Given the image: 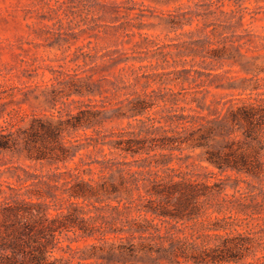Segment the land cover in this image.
<instances>
[{
	"label": "trees",
	"instance_id": "obj_1",
	"mask_svg": "<svg viewBox=\"0 0 264 264\" xmlns=\"http://www.w3.org/2000/svg\"><path fill=\"white\" fill-rule=\"evenodd\" d=\"M251 98L218 101L207 107L209 116L173 115L165 129L101 135L104 114L91 104L76 114L32 113L26 125L23 118L0 127V154L26 151L49 165H68L81 154L74 170L35 173L13 166L20 185L0 182V264H62L53 253L59 236L70 232L102 241L101 253L93 245L89 256L109 263L260 264L264 226L250 222L264 221V196L229 198L224 177L170 165L175 151L191 144L205 149L204 159L219 173L238 175L231 185L237 192L241 182L254 186L247 179L263 183L264 98ZM147 107L136 101L134 116ZM87 129L96 136L71 140ZM93 151L101 156L84 160Z\"/></svg>",
	"mask_w": 264,
	"mask_h": 264
},
{
	"label": "rangeland",
	"instance_id": "obj_2",
	"mask_svg": "<svg viewBox=\"0 0 264 264\" xmlns=\"http://www.w3.org/2000/svg\"><path fill=\"white\" fill-rule=\"evenodd\" d=\"M253 85L260 88L251 91ZM238 97L264 98V0H0V127L23 118L26 125L32 113L76 114L91 104L104 114L101 135L165 129L173 115L209 116L208 106ZM138 100L148 107L134 116ZM84 134L96 136L80 130L71 140ZM204 150L184 145L170 165L224 177L229 198L264 196V182L257 180L247 179L254 186L241 182V192L233 189L238 175L219 173ZM104 154L110 156L108 147ZM80 155L68 165H49L26 151L0 154V182L20 185L13 166L35 173L74 170ZM98 156L93 151L83 158ZM93 173L82 176L98 177ZM257 224L264 221L250 227ZM59 237L53 255L62 264H115L89 256L93 245L101 253L102 241L79 232ZM257 256L264 264V251Z\"/></svg>",
	"mask_w": 264,
	"mask_h": 264
}]
</instances>
